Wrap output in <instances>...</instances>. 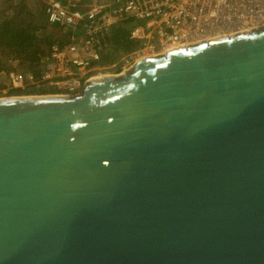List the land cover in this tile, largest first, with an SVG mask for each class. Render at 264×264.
<instances>
[{"label":"water","instance_id":"water-1","mask_svg":"<svg viewBox=\"0 0 264 264\" xmlns=\"http://www.w3.org/2000/svg\"><path fill=\"white\" fill-rule=\"evenodd\" d=\"M0 264H264V26L0 97Z\"/></svg>","mask_w":264,"mask_h":264},{"label":"built area","instance_id":"built-area-1","mask_svg":"<svg viewBox=\"0 0 264 264\" xmlns=\"http://www.w3.org/2000/svg\"><path fill=\"white\" fill-rule=\"evenodd\" d=\"M43 2L48 21L70 28L72 34L49 45L39 75L24 69L0 71V93L52 86L53 94H75L86 81L108 74L106 70L121 73L150 54L199 41L205 28L221 18L236 17L239 31L264 26V0H96L89 8L72 1ZM127 17L139 22L131 38L140 45L105 61L115 25Z\"/></svg>","mask_w":264,"mask_h":264},{"label":"trees","instance_id":"trees-1","mask_svg":"<svg viewBox=\"0 0 264 264\" xmlns=\"http://www.w3.org/2000/svg\"><path fill=\"white\" fill-rule=\"evenodd\" d=\"M38 2V0H37ZM29 0H0V71L29 70L40 74V62L50 44L64 41L72 34L70 28L48 21L44 3L34 10ZM139 22L127 17L115 25L112 32L111 52L105 61H114L123 52L137 48L140 43L131 38L133 28ZM46 88L29 87L12 90V95L45 94Z\"/></svg>","mask_w":264,"mask_h":264},{"label":"flooded vegetation","instance_id":"flooded-vegetation-1","mask_svg":"<svg viewBox=\"0 0 264 264\" xmlns=\"http://www.w3.org/2000/svg\"><path fill=\"white\" fill-rule=\"evenodd\" d=\"M238 20L236 17L231 21H227L223 18L212 22L209 26L205 28L204 33L199 38V40H207L213 37L229 35L239 32L238 30Z\"/></svg>","mask_w":264,"mask_h":264},{"label":"crops","instance_id":"crops-1","mask_svg":"<svg viewBox=\"0 0 264 264\" xmlns=\"http://www.w3.org/2000/svg\"><path fill=\"white\" fill-rule=\"evenodd\" d=\"M41 1L43 2V0H38V2L34 0H29V2L33 5L32 7L34 8V10H38ZM62 1L64 2L72 1L81 8H89L95 3L96 0H62ZM98 1H105V0H98Z\"/></svg>","mask_w":264,"mask_h":264},{"label":"rangeland","instance_id":"rangeland-1","mask_svg":"<svg viewBox=\"0 0 264 264\" xmlns=\"http://www.w3.org/2000/svg\"><path fill=\"white\" fill-rule=\"evenodd\" d=\"M34 1H37V0H34ZM105 72L106 73H109V74H111V73H118L116 69L106 70ZM44 88H46L48 90H56V88H54L52 86H47V87L45 86ZM14 90H16V89H14ZM18 95H20V94H18ZM21 95H29V94L24 93V94H21ZM5 96H12V94H11V92H9L7 94L0 93V97H5ZM13 96H16V95H13Z\"/></svg>","mask_w":264,"mask_h":264},{"label":"bare ground","instance_id":"bare-ground-1","mask_svg":"<svg viewBox=\"0 0 264 264\" xmlns=\"http://www.w3.org/2000/svg\"><path fill=\"white\" fill-rule=\"evenodd\" d=\"M242 31H247V30H242ZM225 35V34H224ZM177 47H180V46H177ZM177 47H171L170 49H168L167 51H170L171 49H174V48H177ZM167 51L163 52V53H166ZM157 53L155 54H150V55H156ZM149 56V55H148ZM109 74V73H108ZM104 75H97L93 78H98V77H103ZM48 94H53L51 92H48V93H45V94H29V95H48ZM16 96H22V95H16ZM6 97V96H5Z\"/></svg>","mask_w":264,"mask_h":264}]
</instances>
